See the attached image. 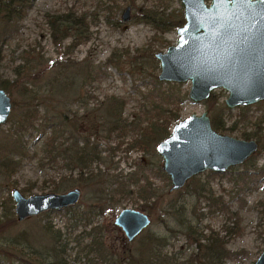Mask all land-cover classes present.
<instances>
[{
  "label": "rangeland",
  "instance_id": "rangeland-1",
  "mask_svg": "<svg viewBox=\"0 0 264 264\" xmlns=\"http://www.w3.org/2000/svg\"><path fill=\"white\" fill-rule=\"evenodd\" d=\"M126 7H129L128 19L123 21ZM68 12L75 21L83 22L86 38L77 40L74 33H70L55 42V32L49 28L50 16ZM145 15H152L153 23ZM180 18H183L180 0H31L14 20L16 31L11 33L0 52V83L5 80L11 85L6 93L12 101L8 121L0 129V142L8 140L10 133L16 131L17 122L25 111L37 110L39 115L34 128L28 127L18 133L23 153L15 157L14 171H0V220L9 214L10 207L15 219L14 225L0 231V246L11 239L17 240L16 234L23 232L33 247L42 251L43 242L39 239L46 244L59 235L66 245L64 256L69 264H109L112 262L110 253L135 255L138 246L143 244L140 239L153 234L159 240L166 238L164 252L185 259L197 253L183 229L185 219H190L189 215L195 211L201 216L198 228H203V233L211 230L220 237L225 236L226 248L233 256L224 264H254L264 250V101L229 109L224 104L227 92L213 91L218 97L217 107L226 108V126L237 121L232 131L222 134L243 139L241 132H249L259 147L241 165L223 173L206 170L171 192L170 179L161 170L162 159L155 151L157 143L143 151L128 147V142L133 139L131 133L118 144L121 139H107L105 132L100 131L97 118L104 113V103L110 98L123 103L122 118L135 125L146 126L145 121L155 116L150 105L152 100L170 110L175 109L177 120L167 121L166 136L177 121L191 114L207 111L211 123L213 113L208 104L188 98L190 82L157 79L159 66L154 54L176 43V29L180 25L176 26L174 22ZM160 19L171 21L159 23ZM137 67H142V73L131 74V69L138 70ZM53 78L56 79L54 85L50 82ZM156 80L161 84L154 89ZM68 82L69 87L64 85ZM152 88L154 93H170L183 99L164 104V98L149 97ZM64 116L69 124L74 120V136L79 140V146L86 139L96 145L100 153L99 160L87 168L93 174L90 179L87 174L83 175L86 179L78 176L79 166L69 170L60 160L58 163L49 161L44 151V137L38 131L40 122ZM92 129L98 130V134L92 133ZM59 130L61 133L57 135L61 142L68 135L62 132L65 127L60 126ZM87 170L83 169V172ZM70 174L72 178L58 187L62 178ZM133 174L134 178L140 179L139 184L146 182V186L154 191L152 197L143 200L135 194V185L130 187V194L122 193L113 183L115 176L126 181ZM75 187L81 191L80 198L75 205L67 207L68 210H51L20 222L16 220L11 198L13 188L29 196L62 193ZM195 189L216 198L226 210H216L204 195L197 196ZM126 207L142 210L151 218V224L131 242L125 240L114 224L118 212ZM229 212H237L240 217L241 233L238 236L225 234L223 226H230L233 221L228 220ZM34 239L41 245H36ZM95 241L106 251L105 259L92 244ZM0 264L11 263L0 261Z\"/></svg>",
  "mask_w": 264,
  "mask_h": 264
},
{
  "label": "water",
  "instance_id": "water-1",
  "mask_svg": "<svg viewBox=\"0 0 264 264\" xmlns=\"http://www.w3.org/2000/svg\"><path fill=\"white\" fill-rule=\"evenodd\" d=\"M183 23L175 44L154 54L158 81L190 82L188 98L208 100L216 89L227 92L229 109L264 101V0H180ZM129 7L122 14L128 19ZM12 101L0 87V129L7 123ZM255 139H241L215 131L207 111L177 121L169 135L157 142L161 169L171 186L182 188L191 177L210 170L223 173L241 165L258 149ZM80 189L29 196L13 188L11 198L17 221L75 205ZM117 229L131 242L150 224L142 210L122 208L114 219ZM254 264H264V250Z\"/></svg>",
  "mask_w": 264,
  "mask_h": 264
},
{
  "label": "trees",
  "instance_id": "trees-1",
  "mask_svg": "<svg viewBox=\"0 0 264 264\" xmlns=\"http://www.w3.org/2000/svg\"><path fill=\"white\" fill-rule=\"evenodd\" d=\"M30 1L31 0H0V52L2 50L3 44L7 41L8 37L11 36V33L16 31L14 20H16L21 15ZM144 17L151 19V23H153L152 15H145ZM159 21H161L159 23H166L171 20L160 19ZM182 23L183 18H180L178 21L175 20L174 22L176 26L181 25ZM50 27L53 32H55V42L64 39L66 35H69L70 33H74V36L77 40L81 39L82 41V39L86 38L85 30H83V28H85L83 26V22L80 20L75 21L72 13L70 12L60 16H50L49 28ZM137 68L138 70H135L134 68L131 69L130 73H142V67ZM54 78L50 81L53 85L54 81L56 80ZM67 79L68 75L65 76V80ZM1 82L2 83H0V87L5 91L10 88L11 85L8 84V81L4 80ZM160 84L161 83L156 80L153 88L156 89L158 86H160ZM64 85L69 87L70 82L64 83ZM153 88L151 90V94H149V97L153 99V95H156V98H164L162 101L164 104H173L178 100V102H181L183 99L181 97L180 99H177V95L170 93H165L163 95H161L160 92L154 93ZM155 100L158 101L157 99ZM218 102V97L214 92H212L208 100L205 101L213 113L211 117V125L216 131L220 133L232 131L234 129L233 127L236 126L237 121H233L231 124L232 126L230 125V127H227L226 117L224 116L226 108L223 106L218 108ZM104 104H106L104 113L100 114L97 118L98 123H100V131L105 132L104 137L107 139H112L114 137L121 139L118 144H121L123 142L122 139L131 133L133 139L128 142L129 148H138L143 151L149 150V148H151L161 139L165 138L168 134L167 121L169 119L174 121L177 120L175 109L170 110V108L160 105L158 102H153V100L151 101L150 105H152L151 110L155 111V116L150 117V119L145 121L147 123L146 126H142L141 124L135 125L134 123L128 122L126 119L122 118L121 110L124 108V105L119 100L110 98ZM165 114H168V116H164ZM38 115L39 113L37 110L25 111L22 118L17 122L16 131L10 133V138H8V140L0 142V171H4L6 173H11L14 171L17 164L15 157L23 153V146L20 142L21 139H19L18 133L20 131L26 130L28 127L34 128V121H36ZM39 126V135L44 137V151L49 161L58 163V160H60L63 162V165L66 168H69V170H73L75 166H79V177L84 178V174H87L89 179L93 177V174H91V171L87 170V168L90 167V164L93 161L99 160L100 153L97 150V146L90 144L86 139H83V145L79 146V140L74 136V132L76 130L74 120L73 124H69L66 116L62 117L61 119H57V117H51L48 120L45 119L44 121L40 122ZM60 126L65 127V130L62 132L67 133L68 135V138L61 142L58 140L60 137L57 135L61 133H58V131H61L59 130ZM93 126L94 122L92 124V127ZM97 126L98 124H96V127ZM92 133L98 134V130L92 129ZM241 137L243 139H251L253 138V135L249 132L243 131L241 132ZM260 139L261 136L258 137V140ZM262 149L264 150V147ZM83 169L87 170L88 172L84 173ZM133 176L134 174L128 176L126 181L119 180V178L115 176L113 183L118 189L121 190L120 192L122 193L130 194V187L135 185L137 186L135 194L143 198V200H147L149 197H152V195H154V191L146 186V182L143 185L139 184L140 179L134 178ZM64 178L65 177L62 178L58 187L69 181V179L72 178V175L70 174L69 177L65 179ZM195 190L197 196L204 195V198L209 199L215 206L216 210H226L225 205L220 202L218 203L216 198L207 196L206 194H201L198 189ZM69 208H67V210ZM212 211L213 210H211V212ZM228 215L229 222L231 219L233 221L232 225L223 226L225 229V234H228L229 236L240 235L241 220L238 213L229 212ZM189 217L190 219H185V223H183L184 235L190 244H194V249H196L197 253L195 252V254H190L185 259H180L174 254H168L167 252H164L166 241L165 237L160 238L161 240H159L155 238L153 234H151L140 239L141 243L143 244L138 246V253L135 255L130 252H124L119 255L110 253L109 256L112 262L109 261V264H224L227 259L233 256V252H230L226 248L225 236L220 237L211 230L209 233H203V228H198V222L201 220V216L195 211L192 213V216L189 215ZM194 221L195 224H193ZM14 224L15 219L12 215V207H10L9 214L4 215L3 220H0V231H3L7 227ZM15 237L17 240L11 239L4 242V244H1L0 255H2L4 258L1 256L0 261H9L11 264H14V262H16V264H69L64 256L66 245L61 242L62 239L59 235H55V240L46 244L43 240L39 239V241L43 242L42 251L37 249L36 246L35 248L33 247L34 244L30 243V239L27 234L20 232V234H16ZM35 241H37V239H34V242ZM39 241L35 242L37 243L36 245L41 243ZM201 241H204V244H202ZM92 244L96 245L98 253L101 254V257L105 259L104 254L107 253L100 242L95 241Z\"/></svg>",
  "mask_w": 264,
  "mask_h": 264
},
{
  "label": "snow or ice",
  "instance_id": "snow-or-ice-1",
  "mask_svg": "<svg viewBox=\"0 0 264 264\" xmlns=\"http://www.w3.org/2000/svg\"><path fill=\"white\" fill-rule=\"evenodd\" d=\"M222 2H227V0H222ZM238 2H245V3H247V2H249V0H238Z\"/></svg>",
  "mask_w": 264,
  "mask_h": 264
},
{
  "label": "flooded vegetation",
  "instance_id": "flooded-vegetation-1",
  "mask_svg": "<svg viewBox=\"0 0 264 264\" xmlns=\"http://www.w3.org/2000/svg\"><path fill=\"white\" fill-rule=\"evenodd\" d=\"M189 180V179H188ZM186 184V183H185Z\"/></svg>",
  "mask_w": 264,
  "mask_h": 264
}]
</instances>
